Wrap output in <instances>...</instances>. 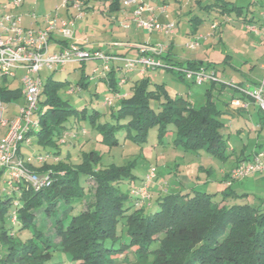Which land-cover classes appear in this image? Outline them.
Returning a JSON list of instances; mask_svg holds the SVG:
<instances>
[{
  "label": "trees",
  "instance_id": "obj_1",
  "mask_svg": "<svg viewBox=\"0 0 264 264\" xmlns=\"http://www.w3.org/2000/svg\"><path fill=\"white\" fill-rule=\"evenodd\" d=\"M73 1L84 7L91 0ZM97 1L107 5L108 13L121 7V0ZM227 5L213 2L207 8L219 15L242 12L241 7ZM155 59L159 66L151 69L183 64L163 63V53ZM186 65L193 68L196 63L187 61ZM108 71L93 81L111 90L105 96L110 104L105 98L101 102L96 87L89 92L84 77L73 84L50 75L40 83L31 118L35 126L27 134L28 143L37 144L39 151L26 153L23 144L16 155L25 168L41 171L35 174L45 178V184L35 188L22 177L11 180L0 169V264H120L128 255L140 264H264V198L195 188L162 194L161 184L151 203L155 189L149 184L153 192L148 190V199L138 203L136 191L142 183L137 186L135 180L142 182L144 174L136 168L145 161L144 151L158 155L171 143L172 152L197 155L204 151L225 160L228 143L220 132L221 111L210 90L206 104L194 108L181 96L171 97L163 84L151 88L147 70L143 74L133 70L141 77L126 79L124 89L117 87L122 75L117 77L114 67ZM1 74V108L22 101L21 86L12 89L16 75L7 82ZM236 89L241 95L232 93L224 105L235 114L247 112L230 106L234 99L249 101L245 88ZM83 91H88L90 99L82 97ZM63 93L83 98L88 107H75L61 97ZM99 102L106 111L96 108ZM250 106L258 112V125L263 129L264 111ZM151 130L155 135L149 139ZM39 155H47V161H26ZM235 160L232 168L246 161ZM150 168L155 169V182L165 171L162 168L157 173L156 167L149 166L145 173ZM232 168L224 174L226 183ZM167 173L180 177L177 166L175 172ZM244 179L226 185L230 189Z\"/></svg>",
  "mask_w": 264,
  "mask_h": 264
},
{
  "label": "rangeland",
  "instance_id": "obj_2",
  "mask_svg": "<svg viewBox=\"0 0 264 264\" xmlns=\"http://www.w3.org/2000/svg\"><path fill=\"white\" fill-rule=\"evenodd\" d=\"M4 1L0 0V6ZM64 1L44 0V3L39 6V10L45 16H41L40 14L37 16L42 19L46 16L50 18L56 17L55 20L58 24L61 22V19H65L66 21L73 20L77 16L78 11L73 10L70 5L65 7ZM67 1L70 2L71 0ZM93 1L91 5L97 6ZM122 2L121 0L120 10L110 14L103 13L97 8L83 13L84 7L80 5L82 15L80 18L74 19L72 27L73 33L77 31L76 41L79 43L78 45L83 44L86 40L87 42L84 44H87V46L84 50L87 53L96 51L111 53L110 51L119 49L124 51L123 57L132 58L135 55L137 56V49H128L129 45L139 43L138 48H158L162 46L164 49L170 47L173 42V53L181 58L177 59L176 62L183 64L167 69L157 68L147 70L145 77H149L151 81L150 87L153 88L156 84H163L171 97L181 96L183 99L191 102L194 108H200L206 104V91L210 90L211 99H213L221 111L219 120L223 124V128L220 132L228 143V149L225 151V160L211 157L204 151H200L197 155L181 153L180 151L172 152L173 150L170 148L174 146L171 143L166 147L168 149L163 150L164 152L158 155L153 153V151L148 154L147 151L142 152L145 154V161H143L141 166L136 168L138 174H145L149 166L156 167L157 173L159 169L163 168L165 170L162 171L161 176L158 177L156 182L150 183L155 189L154 192L151 189L149 190V194L153 192L150 200L151 203H155L157 189L161 187V184H163L162 194L183 192L191 188L208 193H220L223 190H230L239 195L245 194L247 189L251 187V184L248 185L244 182L234 183L229 189L226 185V178L224 180L223 173H227L231 169V164L236 158L246 160L250 157L251 152L255 150L254 148H256L257 143L255 131L258 123V112L256 110L253 111L250 106L247 112H241L240 114H235L231 111L226 112L224 103L229 102V97L232 93L236 97L241 95L238 91L240 89L237 90L236 88L243 87L250 90V88H253L254 82L257 83L264 78V34L255 35L247 29L248 25H257L261 22L264 0H143L142 4L145 7L152 8L155 11V14L150 12L154 22L162 26L169 23L174 24L171 34H159L154 28L151 32L139 30L129 34L133 28L128 31L123 28V25L129 24L127 21H131V19L125 21V18H122L120 14L130 12L133 9V5L124 7ZM213 2H227L229 6L241 7L242 12L238 14L233 10L231 13L226 12L223 15L216 14L218 12L209 11L207 8V5ZM99 5L100 2H98ZM163 6L164 11L162 12L161 8ZM101 8L103 9L104 7L101 6ZM167 16L169 17L168 20H166ZM116 17H118V21H115ZM243 18H246L247 21H243ZM251 18L253 21L249 22ZM168 21L169 23H167ZM129 26H131V23ZM29 31L35 33V29H30ZM115 42L119 44L118 48L116 46L110 47ZM191 58L198 61L195 62L196 66L193 68H189L186 65L187 59L190 60ZM101 66L100 61L88 59L84 62L68 64L58 70L43 68L39 71L38 75L41 83L50 75L54 80H65L73 84L80 77H84L89 83V92L93 91L94 87H96L98 98L102 102L105 96L111 95V90L103 83L96 84L95 81H90V78H95V80L98 78L93 71L97 67L101 68ZM186 71L191 72L194 76L197 73H203L207 79L201 85H196L184 75ZM1 75L0 72V81L3 80ZM15 75L16 79L14 80L12 89L20 87L19 80L22 72L16 71ZM139 77L141 76H135V78ZM5 78L7 82L11 80L10 76ZM128 79L129 81L133 80L131 76ZM119 87L122 86L119 85ZM126 87L127 85H125ZM81 95L83 98H86L85 100L91 97L88 91H83ZM61 97L64 100H68L77 108L87 105L83 98H78L75 95L67 96L63 93ZM20 102L18 100L11 104H5L0 108V124L7 119L8 113L10 114L14 111ZM101 102L96 104V108L99 111H106ZM107 111H109V108H107ZM154 135L155 130H151L149 132V139L153 138ZM79 139L80 143L84 137ZM70 145L71 142L69 143ZM25 147L27 148L26 153L29 154L39 151V146L34 143L25 144ZM125 148H128V144ZM135 148L138 147L135 146ZM70 149L72 150L73 148L70 146ZM125 155L126 152L121 155V158L124 159ZM262 160H264V157ZM176 166L180 171V177H177V179L173 173H167L173 172V170L175 172ZM199 167L209 170L210 173L208 174L198 169ZM35 173L42 174L41 171L24 167V180L28 182L36 175ZM174 180L175 184H171L170 182ZM141 183L140 179L135 180L137 186ZM88 185L92 187V182L89 181ZM120 262V264H140L131 255H128L126 260L122 259Z\"/></svg>",
  "mask_w": 264,
  "mask_h": 264
},
{
  "label": "built area",
  "instance_id": "obj_3",
  "mask_svg": "<svg viewBox=\"0 0 264 264\" xmlns=\"http://www.w3.org/2000/svg\"><path fill=\"white\" fill-rule=\"evenodd\" d=\"M124 7L135 6L132 12V22L136 28L151 32L154 29L159 33L171 34L174 24L159 25L153 19L146 22L141 19V14L144 11L153 13V9L145 7L140 0H122ZM22 0H12V6L19 7ZM64 6L69 2L64 1ZM71 6L78 11L77 16L80 18V3L73 1ZM264 9V8H263ZM164 11V7L161 8ZM261 22L257 25H248L247 29L255 34H264V10L261 12ZM73 20L61 21L59 24L55 18L45 17V28L38 32L25 30L21 27V17L14 14H3L0 16V32L5 35L0 36V71L6 76H14L15 71L21 69L23 74L20 78V86L22 88L23 104L18 107L17 114L10 120L2 121L1 125L6 128V132L0 139V169H4L5 173L11 180L23 178V160L17 157V151L20 145L26 144L29 141L27 134L30 129L34 128L35 124L31 122L33 113L36 111L37 98L39 94L40 82L36 78L39 71L43 68L48 70H58L68 64H76L88 59H96L101 62V68L94 69L93 73L102 78L105 72L114 67L121 73V78L117 85H124L125 76L123 73H128L133 70H139L140 74L155 66H159V62L155 57L163 53L162 46L158 48L140 47V54L134 58H127L104 52L96 51L87 53L82 46L69 43L73 38L72 27ZM129 24H124L126 29ZM52 31L57 32L64 39L65 46L59 52H49V35ZM85 40L83 42L86 43ZM192 82L196 85H201L206 81L207 77L203 73H197L195 76L189 71L184 72ZM95 78H90V81ZM249 101L241 99H234L230 106L237 111H247L250 105L258 107L264 111V78L257 82L253 88L246 89L244 92ZM105 103L110 104L111 99L105 98ZM1 108V104H0ZM264 152H259L250 160L241 161L229 173V181L226 183L230 185L232 182L244 179L246 176L255 174H264V162L262 160ZM47 155H39L36 157L27 158V162L36 161L43 163L47 161ZM156 177L154 168H150L143 176L142 184L136 191V196L140 202L148 199L149 184L153 182ZM32 187L37 188L45 184V178L34 175L29 181Z\"/></svg>",
  "mask_w": 264,
  "mask_h": 264
},
{
  "label": "crops",
  "instance_id": "obj_4",
  "mask_svg": "<svg viewBox=\"0 0 264 264\" xmlns=\"http://www.w3.org/2000/svg\"><path fill=\"white\" fill-rule=\"evenodd\" d=\"M11 1L12 0H5L3 2V4L0 6V16L3 15V14H6V13L14 14V15H19L21 17V27L23 29H25V30H28V29L29 30L30 29L31 30L33 29L34 30L35 29V32H38V31L43 30L45 28V20H44L45 18L42 19V18H40V17L37 16L38 14H40L41 16H45L44 13L41 14V11L39 10V6L44 3V0H22V2H21V4H20L19 7L12 6ZM91 2L92 1H90L86 6H84V11H82L83 13H87V12H89L91 10H95V8H97L99 11L100 10H103V13H108L107 12V5H105V4H103V3L100 2V5L104 7L102 9L100 5L98 6V2L99 1H97V0H94L93 1V2H95L97 4V6L91 5ZM141 2H143V0H141ZM67 6H65V7H67ZM71 8L73 10L77 11L76 8H74L72 6H71ZM134 9H135V6H133V9L130 12H124L123 14H120V16L122 15V18H125V21H127L128 19H131L132 20V15L131 14H132V12H133ZM108 14H110V13H108ZM153 14H155V11H153ZM57 18H59V17H57ZM152 18L153 17L151 16L150 11H148V10L147 11H144L141 14V19L144 20V21H146V22L150 21V19H152ZM154 18H155V16H154ZM168 19H169V17L167 16L166 17V20H168ZM62 20L63 21H66L65 19H61V21ZM118 20H119L118 17H116L115 18V21H118ZM127 22H129V24L131 23V26H129L126 29L129 31V30H131L133 28V30H131V32L129 34H131L133 32H136V31H139V30H143V29H140V28H136L135 25H134V23L132 21H129L128 20ZM167 23H169V21ZM143 31H145V30H143ZM76 32L77 31H75L73 33V38H72V40L69 41V43H73V44H77L78 45L79 43L76 41L77 40L76 39L77 38ZM159 34H161V33H159ZM0 36L4 37L5 35L1 34V32H0ZM65 43L66 42L60 36V34H58L55 31H52V33L49 35V52H59V51H61L62 48L65 46ZM138 45H139V43L138 44L136 43V44H133V45H129L128 46V49H137V55H138V52H139ZM79 46H82L85 49L86 46H87V44H81ZM111 46L112 47L116 46V48H118L117 46H119V44H117L115 42L114 44L110 45V47ZM50 47H51V49H50ZM87 49H89V48H87ZM173 50H174V43L173 42L171 43L170 47L164 48V52H163L164 60H162L163 63L177 64L176 60L177 59H181L180 57H178L176 54L173 53ZM110 52L111 53H109V52H104V53L114 54V55L117 54V55H122V56L125 54L124 51H121L119 49H116L115 51H110ZM134 55H132V56H134ZM134 57H136V55ZM134 57H132V58H134ZM183 61H186V60L184 59ZM187 61H190V62H198V61H196L195 59H192V58L190 60L187 59ZM199 63H202V62L199 61ZM16 71L22 72V74H23V71L21 69H18ZM16 71H15V74H16ZM109 72L110 71L105 72V76ZM126 74H127L125 76L126 79H128V77H130V76L133 79H136L135 78L136 75L137 76L138 75L140 76V74L138 73V71L128 72ZM115 75L117 77H120L121 76V73L120 72H116ZM36 78L41 83V80L39 78V75H36ZM100 83H102V82H100ZM255 83L256 82H254V85H255ZM117 87L118 88H121V89H124L125 88V85L123 87H119V85H118ZM22 102H23V98H22V101L20 102V104L15 107L14 111H12L10 114L8 113V117L5 120H9V119L13 118L17 114L18 107H20L23 104ZM250 107L252 108L253 111L255 110L254 107H252V106H250ZM224 109L226 110V112L227 111H230L228 109V107H224ZM0 129H1V131H0V139H1L3 137V135L5 134V132H6V128L3 127L0 124ZM255 133H256L255 135H256V140H257L256 148H254L255 150L253 152H251V155H250V157L248 159L252 158V156H254L255 154H257V151L258 152L259 151L260 152L261 151L264 152V130L259 128L258 123L256 125V131H255ZM262 146H263V148H262ZM263 157H264V155H263ZM240 160H242V159L240 158ZM235 161L236 160H234V162L231 164L232 167L234 166ZM225 173H223V174H225ZM242 182H244L245 184H248V185L251 184V187H249V189H247V192H245V194H248L249 196H256V197H259V198H264V174H255V175L247 176V178H245L244 180H242L239 183H242Z\"/></svg>",
  "mask_w": 264,
  "mask_h": 264
}]
</instances>
